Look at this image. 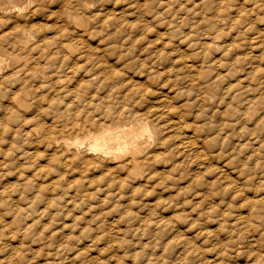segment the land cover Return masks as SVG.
Returning a JSON list of instances; mask_svg holds the SVG:
<instances>
[{
  "label": "rangeland",
  "instance_id": "374dc122",
  "mask_svg": "<svg viewBox=\"0 0 264 264\" xmlns=\"http://www.w3.org/2000/svg\"><path fill=\"white\" fill-rule=\"evenodd\" d=\"M80 8H82L83 10L82 9L80 10ZM105 12L106 14L107 12L109 14L106 16V14H104ZM0 13L2 14V15L0 14V19H1L0 20V42H1L0 43V83L4 82V85L0 84L1 85L0 102L2 101L0 103V109L2 108L1 109L2 111H0L1 113L0 130L3 131L4 129L3 131L4 133L0 131V193L2 192L3 194V195L0 194L1 197L0 199L4 200V201L0 200L2 202V203L0 202L1 205L0 206V239H2L0 240V264H264V215H263L264 214V151H262L264 149V124H263L264 123L263 121L264 120V0H173V1L172 0H154V1L153 0H0ZM85 13H88L89 17L90 16L92 17L94 14L97 13L98 14L101 13L102 15L97 17L96 19L92 17V22L90 23L89 21H86L88 20L87 18L89 17L86 18ZM110 14L112 18L110 17ZM69 16L71 17L77 16L76 18L80 20L74 21L73 19H69ZM109 17L112 26L109 23L110 22L108 20ZM64 18L65 21L68 20L67 22L70 24V27H68L69 25L68 23H64L63 21ZM84 20L86 22H84ZM21 21H25V22H21ZM96 21L97 23L98 21L100 22L99 23L101 24L99 25V27L101 26L100 28L96 27L98 25L96 24ZM24 23L26 24L25 25L26 27L23 26ZM115 23H116V27L117 25L119 27L117 28L114 27ZM141 23L143 24V26L141 25ZM77 24H82V27L78 26ZM93 25L95 26V28ZM64 26L67 27L64 28ZM121 26L125 28H122ZM129 26L131 31H129ZM18 27H20L21 29L23 28L27 31L30 30L31 32L29 33L33 35L32 38L29 40V43L27 44L28 45L27 48H23L24 50L20 48L22 51L19 49L18 46L16 45L15 47L12 46L13 45L12 42L15 44L19 38V37L16 38V33H15ZM102 27L105 30L104 31L102 29L103 30L102 32L106 33L107 31V34L104 33L107 36L108 34L113 35L111 33H116L117 31H119L116 34L119 35L122 34L123 36H125L127 32L131 33V35L142 34L144 37L146 35V37H148L146 39H150V40L151 38L156 39L157 37L159 38L162 37L161 38L162 42L161 40H159L158 42L161 43L160 44H158V42L156 43V46L158 47L157 50H160L162 53L165 54L166 57H170L171 59L175 57L174 60H172V63L169 62L170 61L169 58L166 59L164 58L165 67L171 64L170 68H172V72H171L172 75H169L168 78L169 80L167 79V77H164L165 80L163 81H161L162 78H160V80L159 79L157 80V78H153L152 81L151 76L147 80L141 78L140 86L142 87L144 83H146V86L142 87V89L145 90V92L143 91V94L146 95V97H143L144 96L143 95L141 99L139 98L137 100L134 98L132 99L129 98L128 99L129 101H127L126 104L128 105V107H130L129 109H131V112H135L136 109L139 108L137 106H141L140 109H138L136 113L133 114L136 115L138 114L140 115V117L148 116L149 118L146 117L147 119H145L144 117V119L148 120L150 124H155V123L157 124V122H162V124L164 123L165 125L166 123L164 121L168 117L166 118L162 116L160 118L158 117L160 113L158 114L156 112L157 111L163 112L162 111L163 109L164 111L165 110L168 111L167 108L170 107L169 109L171 110L177 108L178 106L179 109L177 108L174 111L179 112L180 120L184 122L182 125L184 129L180 128L179 130H181V132H179L177 129L167 131L168 133L170 132V134L166 132L167 136L171 135L173 137H176L177 134L176 132L179 133L177 134L179 135L177 136L178 139L177 137L176 139H174L173 137L169 136V139L170 140L172 139V141H169L168 144L170 145L167 146L171 147L172 150H173L172 147L175 146L173 150L174 152L166 146L167 148L165 149L163 148L162 150L165 154L167 153V155L164 156L165 154H163V152L161 153L162 156H164L162 157L164 160L163 163L158 162L157 164L156 162L157 165H155L152 164L155 162H151V164L147 162L145 163L148 164L145 165L146 167L144 166V164H142L140 170L135 172L136 174L130 177L131 179L128 180L129 182L128 181L126 182L127 184L125 183L126 186L128 187V191H123V189L127 190L126 189L127 187L125 185L124 186L126 188L123 187L121 188V190H115L114 188H110L111 190L110 191L109 188L107 189L106 183L114 181L112 177L116 175L113 174L111 170L108 169V167L106 168L105 164L95 163V165L84 167L83 162L88 159L87 145L75 150L76 155H73V159L76 158V161H74L73 164H71L69 167L67 164L65 165L66 157H72V156L66 153L62 147H49L47 146L46 143L44 145L43 141L41 140L43 139V134L42 131H40L41 129L38 127V124L41 121L39 119H42L41 123H44L47 129L48 128L52 129L53 127L56 134L60 135V131L62 130V127L66 126L67 129L64 130L67 131L68 133L69 132L68 130H70V127L68 125L71 124V121L74 122L75 120L77 124L79 123L78 128H80L82 125L83 126L81 128L85 127L84 130H80L82 134L81 133L78 134L77 132L76 133L74 132L73 135L71 134L68 135L71 138H75L76 136L84 137V135H86L85 130L86 131L93 130L94 132L96 130L98 131L100 127L102 128L106 126L119 125L121 122H123L122 121L123 117L121 115L120 116L117 115L119 113V107L121 104H116L119 100L117 99L118 95L114 94L115 96H113V94H111L110 96H107L108 90L105 89L106 88L108 89V87H106V85L104 84L101 85L99 84V82H97L98 81L97 79L96 80L93 79L91 83H87V84L85 83L86 84L84 88L85 91L80 90L79 92L76 93L78 96L73 92L72 93L70 92L71 94L67 93V90L70 91L71 87L72 89L74 88L75 83L61 85L60 87L56 85H53L52 87H48L45 85L43 91H41L42 93H40V95L43 96L42 107L45 110V112H43L42 114H39L37 111H34L35 110L34 106L31 107L32 105L30 103L32 102L31 100H33V95H30V97L20 96L22 102L26 105L23 108H19L17 106L14 107L10 103V98L17 95L15 94L14 91L16 90V87L19 85V83H15L11 81L9 83L7 80L8 79L7 75L9 73L6 74V72H11L10 75L12 76L13 75L12 72H15L16 68L21 65L20 63L21 61L19 62L15 58L19 57L18 59H20L23 57L33 56L34 53H31V55L29 54L31 47L33 46L31 44H34L36 46H43L45 45L44 43H46V47L50 45L53 48H59L57 46H60V44L56 45L59 39L61 42L62 41L66 43L69 42L67 44L69 46L76 45L75 47H73V49H76V47L80 44L81 39L83 37L85 38L83 39L84 44L86 43L85 45L88 44L89 46H91L92 44L91 47L93 46L95 47V45L97 46V44L98 45L100 44L103 45L104 43H107L106 45L111 44L113 39L109 38L110 35L107 38L104 37L105 35L101 33ZM93 28L96 31L97 30L100 31L96 32L93 30ZM120 28L122 29L121 31L119 30ZM144 28H147L146 33H145L146 29ZM125 29H127L128 31H125ZM135 29H141L143 32L140 31L139 33V30H135ZM63 30L70 32L68 38L64 37L66 33L64 34V32H62ZM88 30H90L91 32H89ZM86 32H89L90 35L91 34L92 35L90 36L88 34L89 35L88 37V35H86ZM99 33H101L103 36H101V34ZM4 34L7 36V38ZM75 34L82 38L80 39L76 38L77 36ZM59 35L62 37H60ZM70 36L74 37L77 42L75 40H72L74 38ZM207 36L210 38H208ZM1 38H4V40ZM88 38H91V40H89ZM100 38H102V40ZM167 38L169 40L171 39V41L167 40ZM189 38L191 40L194 39L196 41L194 40L191 41L189 40ZM213 38L215 40H213ZM55 39H57V41ZM202 39L205 41H202V45H201L200 44L201 41L199 42L197 40H202ZM92 40L93 41L95 40L94 43ZM98 41H106V42L96 43ZM38 42L41 43L39 44ZM71 42L72 44H70ZM163 42L165 44H163ZM177 42L179 43V45L175 47L174 45L175 44L177 45L178 44ZM191 42H194L193 43L194 46L192 45ZM203 42L205 44H203ZM166 43L168 44L167 46ZM216 43H219L220 45ZM161 44H163L164 46H162ZM171 44L173 46H171L170 49H168V47ZM187 44L189 45L191 44L190 47ZM195 44H197V47ZM106 45L104 44V47ZM156 46L154 45L153 48L154 50H156ZM224 46H227L228 48L226 49ZM4 47L6 48L8 47V48L5 49ZM165 47L167 48L166 50H164ZM178 48L179 49L182 48V49L179 50ZM26 49H29L27 50L28 52L26 51ZM174 49H178V50H176L175 52ZM222 49L223 51H221ZM228 49H231L230 50L231 52ZM219 52H223V53H219ZM109 53L110 56L112 57L108 56ZM167 53H170L168 54L169 56L167 55ZM174 53L176 54V56H174L175 55ZM45 54H47V52ZM107 54L108 55L104 54L106 55V58H108L109 60L112 59L113 61L116 60L117 56L115 57V55L117 54L114 55L113 51H108ZM182 54H184V56H182ZM195 54L197 57L194 56ZM222 54H224L225 56H222ZM54 56L53 57L56 60H60L63 57L62 53L55 54ZM178 56L182 57L181 61H179L180 57ZM236 56L238 58H236ZM67 57H69L68 58L69 60L71 57H72L71 59H73L75 55H67ZM220 57H222L223 59ZM37 58L35 59L36 61L38 60L44 62L45 60L43 58H40L41 60ZM177 58L178 61L176 60ZM184 58L186 60L188 59L189 62L187 63ZM198 59H200L199 61L202 62H198L197 61ZM232 60L236 62L234 63ZM237 60H241V61L238 62ZM223 62L225 63L223 64ZM183 63H186L185 65L188 67V69H186L185 65H182ZM180 64L181 66H179ZM191 64L193 67L191 66ZM230 64L232 66L234 65L236 66L235 67L229 66ZM173 65L177 67L176 70ZM201 65H203V67H201ZM219 65L221 66L219 67ZM237 65H240V67H238ZM130 66L132 67V69H134L133 65ZM171 66H173L174 68ZM189 66H191L192 69ZM179 68L181 71H183L184 69L186 70H184V73L182 72V74H180L177 73V70L178 72H180ZM163 69L164 68L162 67L160 68L161 71ZM193 70H195L194 72L196 73H194ZM223 70L224 72H222ZM190 71L192 72L190 73ZM218 72H219V76H216L218 75ZM230 72L231 74L229 75ZM19 73H17L18 76L16 78H19L22 72ZM175 74L176 75L179 74L180 76L177 75L178 77L176 76L177 79H175L174 78ZM3 75L4 76L6 75V77H3ZM10 75L8 76L11 77ZM192 75H194V77ZM205 75L206 77H204ZM228 75L233 77L234 79L229 77ZM184 76L186 77L185 78L186 80L184 79L179 80L180 77L184 78ZM194 78L196 79L195 81H193ZM216 79L217 81H219L218 83L215 82ZM169 81L171 82L169 83ZM182 81H184V83H182ZM239 81L240 84L238 83ZM149 82L150 83L153 82V85L148 84ZM163 82L166 83L161 85ZM180 82L183 84L184 87L187 86L185 88L186 90L183 89V87H181L182 84ZM194 82H195L194 85H196L197 83L198 88L192 85V83ZM95 83L99 85H96ZM178 83L179 86L181 85L180 87H178L177 85ZM189 83L191 84V86ZM200 84L203 87L208 85L209 90L207 88H206L207 91L204 90L205 87L204 89H202ZM231 84L232 87H230ZM2 85H3V89H2ZM147 85L149 86L148 89L156 90L155 93L154 91L151 90L148 91L152 96L147 92L146 89ZM170 85L172 86L174 85L175 88L174 86L172 87ZM209 85H213V86H209ZM4 86H6V88ZM160 86L161 89H159ZM189 86L190 87L194 86L195 89L194 87L192 88L193 92L195 93L197 92L196 94L202 97L199 96L197 97L196 94L190 92L188 90V88H190ZM94 87L97 88V90L92 91ZM166 87L168 88V90L166 89ZM163 88L164 90L166 89L168 93H166L167 91H163L162 90ZM231 88L232 90H230ZM7 89L10 92H6L8 91ZM62 89L65 90L66 92L65 91L63 92ZM182 89L185 90V92H189V93H184ZM86 90L88 92H92V94L86 92ZM171 90L174 91V93ZM227 91L230 94L227 95L226 94ZM100 92L106 94L104 95L98 94ZM203 92H205L208 97L211 96L210 97L211 99L210 100L206 99L208 97L205 96V93ZM172 93L173 95L176 94L173 100L171 99L173 97L171 96ZM199 93H201V95ZM12 94L14 96H11ZM66 94L67 96L68 94H70L72 98L69 97L70 95L66 98L65 97L63 98L62 96H66ZM96 94L100 95V97L97 96ZM148 95L150 97H148ZM226 95L227 97L225 99ZM229 95H231L230 98ZM5 96H7L8 98ZM162 96L165 98L169 97L166 99V101L168 102L164 103L163 105L161 103L162 101L160 100ZM81 97L82 99H84L83 101L80 100ZM221 97L222 99L224 98L225 103H223ZM76 98L79 99L76 100ZM95 98L96 100H94ZM115 98L117 99V101L115 100ZM148 98H151V100ZM201 98H203V100ZM45 99L46 100L50 99V101L48 100L49 104L47 103L48 101L47 102L44 101ZM90 99L93 100L94 103H92ZM104 99H106L105 102L109 101V99L110 100L112 99L111 102H113L114 104L113 103L111 104V102L109 101V103H104L103 105ZM152 99L154 100L153 103L150 102L153 101ZM197 99L198 101H196ZM138 100H140V103L137 104L136 102H139ZM205 100L207 101L209 100L210 104L209 103L206 104ZM81 101L83 104L81 103ZM100 101L102 102L100 103ZM147 101H149L150 105L152 106H150ZM221 101L222 103H220ZM227 101H229L230 103H228ZM72 102H74L75 105H73ZM133 102H135L134 105ZM129 103L131 105H129ZM159 103L162 107L157 106ZM167 103L169 104V106ZM214 103L216 105H214ZM47 105L51 106V108L54 110L52 109L50 110L49 107L47 108ZM113 105H115L118 109ZM2 106H4L5 108ZM100 106H102L103 108ZM109 106H112V108ZM132 106H134L135 108ZM153 106L158 109V110L153 109L155 113L153 111L150 112L147 111L152 109ZM159 107L161 108V110L159 109ZM101 108L102 110H100ZM3 109H6V111H8V114L6 112L5 117L11 118V116L13 115L12 116V118H14L12 119L13 121L7 120L8 118L4 119L3 117L4 115H2V112L4 111ZM47 109L49 111H46ZM132 109L133 110L135 109V111H132ZM234 109L238 111L240 109V113L238 112L239 113L238 114L237 111H233ZM94 110H97V112ZM54 111L58 113L57 117ZM21 112H25V114L23 113L22 115H20ZM33 112L35 113L33 114ZM80 112L82 113L80 114ZM86 112L88 113L90 112L89 113L90 115ZM139 112L142 113V115ZM151 112H153V114H151ZM258 112L260 113L257 114ZM3 113L5 114V112ZM46 113L51 115H46ZM84 113H86V115ZM77 114H79V116ZM93 115H95V117ZM111 115L115 118H113ZM20 116H22V119L27 118L25 120L26 122L21 118H18ZM42 117H45L46 119ZM63 117L65 118V123ZM110 117L112 119H109ZM181 117L184 119L182 120ZM259 118H261V120H259ZM29 119H31L33 122H31V120ZM47 119L49 120L47 121ZM101 119H103L104 121ZM53 120H56L57 122H54L52 124L50 123L49 125V122H53ZM152 120H154L155 123H153ZM95 121L98 123H96ZM115 121L119 123L115 124ZM229 121L230 122L233 121L235 125L234 124L231 125L232 122L230 123ZM8 122H12L13 124L9 123L8 125ZM67 122L69 124H66ZM185 122H187V124ZM223 122L224 124L221 125V123ZM99 123L102 125H100ZM97 124L99 125L94 126ZM238 124L239 126L236 127V125ZM258 124L261 125L257 126ZM87 125H89L90 127H88ZM229 125L231 127H228ZM4 126L7 129H10V131L8 130L6 131ZM35 127H37V129ZM257 127H260L262 129ZM200 128L203 129L202 131H204V135H202ZM33 129H36V131H33ZM37 131L40 132L38 133ZM219 131H221V133H219ZM171 133H173L174 135ZM217 135L219 136L221 135V136L219 137ZM259 136L262 138H260ZM188 137H192L191 140H193L194 144L192 142L193 145L191 146L193 147L190 146L187 149L188 150L187 151V150H183L182 145L179 144L182 141H185ZM40 141L42 142L43 145L41 144ZM206 141L208 143H205ZM171 142H174V144H172ZM255 142H257V144ZM261 144L263 145V147H261L262 146ZM207 145L208 146L210 145V147H208ZM209 149L211 150L208 151ZM56 151L57 154L55 153ZM145 151H146L145 153L148 152L147 150ZM182 151L184 152V154L183 153L181 154ZM185 151H187V153H185ZM168 152H171V154ZM188 154L191 156H189ZM204 156L205 157L208 156L206 157L207 158L206 160ZM196 157L198 160L196 159ZM213 157L215 158L213 159ZM199 159L202 162L204 161L203 163H201L204 165H200L199 162L201 161ZM209 159H211L212 161ZM168 160L170 161V163ZM37 163H39V165H37ZM170 164H173L174 166ZM40 166L42 169H40ZM43 166L47 167L48 170ZM165 166L167 168H165ZM96 167H98L97 168L98 170L96 169ZM171 167H175V168H171ZM238 167L240 169H238ZM43 169H45L47 172ZM23 170L25 171V174L28 177L25 178L23 177V175H25ZM30 170L33 171L31 172ZM223 170L226 171L225 172L226 175L223 173L224 172ZM154 171L155 172L157 171L158 173L157 172L155 173ZM70 172H72L73 174ZM143 172H145L146 174H144ZM162 172H164L165 174ZM35 173H38L39 176H42L43 179H40L41 177L40 178L35 177L37 178L35 180L33 178L34 176H32ZM45 173L48 174L49 176L47 177ZM111 173L113 174L112 176ZM156 174H158V176ZM163 175H167L169 176V178L168 177L166 178V176ZM219 175H222V177ZM19 176L22 177L23 179L19 178ZM108 176L111 178H109ZM162 176L164 178L162 180L159 179V177ZM91 177H93L95 180ZM100 177L102 179L103 177L106 179L101 181L102 179H100ZM146 177H150V178H146ZM26 178L28 179L33 178L34 182L30 185L29 183L26 184L27 182V180H25ZM89 178H91V181ZM145 178L148 182H152L153 185L150 186L151 184L148 183L145 180ZM167 179H170L172 181ZM17 180H19L20 183L17 182ZM40 180L41 183L39 182ZM138 180L139 182H137ZM45 181H47V183ZM54 181L55 183H53ZM132 181L134 182L132 183ZM155 181L158 185H155L156 184ZM160 181H162L161 185H164L162 186V188L164 187L162 189L163 191H161V185L159 184L161 183ZM81 182L86 185V186L83 185V187H85L84 188L85 190H83ZM100 182L101 183L105 182V183H102L101 185ZM164 182H166V184H164ZM139 183L141 184L143 183V185ZM19 184H21V186ZM24 184L28 185L27 188L22 187L24 186ZM176 184L178 185L176 186ZM15 185H18L20 188L17 186L18 188L14 189L13 186ZM36 185L40 187L43 186L46 187L49 185V188H51L52 190L50 191V189L47 187L44 190L45 187H43L41 193L38 195V193L34 191L35 189L34 186ZM52 186L53 187L55 186V188H52ZM64 188L65 190H63ZM98 188H100V191L98 190ZM140 188L141 190L138 192V189ZM19 189L22 190L17 191ZM77 189L80 190L82 189V190L80 191ZM135 189L136 192H134ZM3 190L4 191L8 190V191L4 192ZM23 190H26V192H24ZM31 190L33 192H31ZM79 192L82 193L79 194ZM116 192L118 193L117 194L118 196H114V195L111 196V194L113 193L116 194ZM20 193L22 194V196H20L21 195ZM23 193H27V194H23ZM32 193H35L33 194L34 196L38 195L37 197L39 199L33 197V195H32L33 199H31L29 196H31ZM93 193H95V195ZM104 193L105 195H101ZM82 194L83 195L86 194V197L87 196L88 197L85 198L83 196H80ZM11 195L13 196L11 197ZM8 197L9 199H6ZM20 197H23V199H21ZM99 199H101L102 201L101 200L99 201ZM11 200L14 201L15 206L13 203H11L12 202ZM29 201L31 203L37 202L38 204L32 205L31 203H28ZM131 201L135 202V204L132 203ZM27 203L29 205L31 204L34 207V208L32 207L33 211L31 209V206H29ZM110 203L112 205H110ZM9 205H11L12 209L9 207ZM19 205L22 206L23 208L28 207L27 208L28 211L26 212L25 211L26 209H22V211L20 210L18 212L17 210L19 209L18 208ZM23 205H28V206H23ZM192 205H195V207ZM14 207L18 209L16 210L14 209L15 211H13ZM97 207H99L98 210ZM21 212L28 214H20ZM261 215H263V218L261 217ZM258 216H260L261 218L260 217L258 218ZM242 218H244L245 220ZM256 218H258V220ZM15 219L21 220V222L20 221L17 222ZM15 221L18 226L16 225V223H15L16 226L13 225L14 223L12 222ZM32 225H34V227H32ZM24 228L26 230V233H24L23 231ZM30 228L32 230H30ZM14 230L15 232H12ZM12 237L15 239L14 240L11 239ZM20 238L23 240V244H24L23 246L18 242V241L22 242ZM31 239L32 241L33 240L34 241L32 242ZM9 240L13 242H10ZM16 245L19 246L21 245V246L19 247ZM12 247H17V248L15 249Z\"/></svg>",
  "mask_w": 264,
  "mask_h": 264
},
{
  "label": "bare ground",
  "instance_id": "6f19581e",
  "mask_svg": "<svg viewBox=\"0 0 264 264\" xmlns=\"http://www.w3.org/2000/svg\"><path fill=\"white\" fill-rule=\"evenodd\" d=\"M154 1V0H153ZM173 1V0H172ZM177 2V1H176ZM87 3V2H86ZM173 4H175V3H173ZM81 5V4H80ZM86 7H87V5H86ZM78 9V8H77ZM82 8H80V10H81ZM32 10V9H31ZM83 10V9H82ZM101 10H103V9H101ZM100 10V11H101ZM180 10V9H179ZM15 11H17V10H15ZM95 11V10H94ZM111 11V10H110ZM113 11V10H112ZM85 12V11H84ZM93 12V11H92ZM91 12V13H92ZM109 12V11H108ZM107 12V14H106V12L104 13V14H106V16L109 14ZM16 13V12H15ZM1 14V13H0ZM86 14V18L87 17H89L88 16V13H85ZM102 14H103V12H102ZM101 13H97V14H94L92 17L94 18V19H96L97 17H99V16H101L102 15ZM112 14V13H111ZM111 14H110V17L112 18V16H111ZM115 14V13H114ZM2 15V14H1ZM67 15H69V14H67ZM66 15V16H67ZM89 15H91V14H89ZM113 15V14H112ZM21 16H23V15H21ZM116 16V15H115ZM10 17V16H9ZM77 17V16H76ZM76 17H71V16H69V19H73L74 21H78V20H80V19H78V18H76ZM92 17L90 16L89 18H87L88 20H86V21H89L90 23L92 22ZM110 17L108 18V20L110 21ZM120 17V16H119ZM85 18V17H84ZM1 20V19H0ZM3 20V19H2ZM101 20V19H100ZM105 20H107V19H105ZM114 20V19H113ZM113 20H112V22H113ZM116 20V19H115ZM64 23H68L67 21H65V18H64ZM85 20H84V22H86ZM94 21V20H93ZM123 21V20H122ZM3 22V21H2ZM21 22H25V21H21ZM27 22V21H26ZM101 22H103V21H101ZM105 22V21H104ZM125 22V21H124ZM145 22V21H144ZM19 23V22H18ZM80 23V22H79ZM100 22L98 21V23H97V21H96V24H98L96 27H99V25H101V24H99ZM108 23V22H107ZM110 24H111V21L109 22ZM123 23V22H122ZM132 23V22H131ZM21 24V23H20ZM23 24V23H22ZM69 24V23H68ZM67 24V25H68ZM89 24V23H88ZM126 24V23H125ZM128 24H130V23H128ZM26 24L24 23V27H26L25 26ZM29 25V24H28ZM78 26H80V27H82V24H77ZM92 25V24H91ZM107 25V24H106ZM115 25V26H114ZM113 26L114 27H116V23L114 24ZM123 25V24H122ZM141 25L143 26V24L141 23ZM22 26V27H23ZM94 26V25H93ZM111 26H112V24H111ZM131 26H132V24H131ZM4 27V26H3ZM35 27V26H34ZM67 27V26H66ZM65 26H64V28H66ZM68 27H70V24L68 25ZM89 27H91V26H89ZM101 27V26H100ZM99 27V28H100ZM117 27H119L118 25H117ZM116 27V28H117ZM122 27V26H121ZM127 27V26H126ZM140 27V26H139ZM14 28H16V27H14ZM13 28V29H14ZM20 27H18V29H17V31L15 32L16 33V38H18V40H17V42L14 44L13 42H12V46L13 47H15V45L16 46H18L19 47V49L20 48H27V44L29 43V40L32 38V34L31 33H29V32H31L30 30L29 31H27V30H25V29H19ZM75 28V27H74ZM94 28H95V26H94ZM94 28H93V30H94ZM122 28H125V27H122ZM142 28V27H141ZM30 29V28H29ZM39 29V28H38ZM60 29V28H59ZM72 29V28H71ZM71 29H68V30H71ZM76 29V28H75ZM103 27L101 28V33L102 34H104L105 32H102L103 30ZM144 29H146L145 30V33L147 32V28H144ZM79 30V29H78ZM91 30V29H90ZM90 30H88L89 32H91ZM117 30V29H116ZM120 31L122 30L121 28L119 29ZM135 30H139V33H140V31H142L141 29H135ZM82 31V30H81ZM80 31V32H81ZM94 31H96V30H94ZM97 31H100V30H97ZM96 31V32H97ZM105 31V30H104ZM125 31H128L127 29H125ZM129 31H131L130 30V26H129ZM62 32H64V34H65V36L64 37H69V34H70V32H67V31H62ZM89 32H86V35H90V33ZM109 32V31H108ZM114 32V31H113ZM117 32H119V31H117ZM116 32V33H117ZM132 32H134V31H132ZM143 32V31H142ZM10 33V32H9ZM14 33V34H15ZM67 33H68V36H67ZM73 33H75V32H73ZM77 33V32H76ZM83 33V32H82ZM93 33V32H92ZM101 33H99V34H101ZM116 33H111V34H113V35H110V34H108V36L107 35H105V34H107V31H106V33L104 34L105 36L104 37H109V35H110V37L109 38H112L113 39V41L111 42V44H108V45H106L107 43H104V42H106V41H98V42H96V43H99V42H102V43H104L106 46L104 47V44L102 45V44H100V45H98L97 44V46L95 45V47L93 46V47H91L92 46V44H91V46H89L88 44L87 45H85L84 44V42H83V39H85L84 37L82 38V37H79V36H77L76 34V38H82L81 39V42H80V44L76 47V49H73V47H75L76 45H74V46H69V45H67L68 43H66V42H64V41H60L59 39H58V41H59V43H58V41H57V39H55L56 41H57V43L56 42H54V43H56V45H58V44H60V46H57V47H59V48H53V47H51L50 45L49 46H47L46 47V43H44L45 45H43V46H36V45H34V44H31V45H33L32 47H31V49H30V52H29V54L31 55V53H34L33 54V56H31V57H23V58H20V59H18V58H15L17 61H21L20 63H21V65L19 66V67H17L16 68V70H15V72H12L13 73V75L11 76L10 75V73L11 72H6V74L7 73H9L8 75H10L11 77H9L8 75H7V80H8V82L10 83V81L11 82H15V83H19V85L16 87V90L14 91L15 92V94H17L16 96H14L13 94L11 95V96H14V97H11L10 98V103H11V105L12 106H17V107H19V108H23L24 106H26L23 102H22V100H21V97L20 96H26V97H30V95H33V100H31L30 102V104L32 105L31 107H35V110L34 111H37L39 114H42L43 112H45V110L43 109V107H42V102H43V96L42 95H40V93H42L41 91H43V88L45 87V85L46 86H48V87H52L53 85H56V86H61V85H66V84H69V83H75V85H74V88L72 89V87H71V89H70V91H68L67 90V93H77V92H79L80 90L82 91H85V85L87 84V83H91L92 81H93V79H97L98 81L97 82H99V84H104V85H106V87H108V89L106 88L105 90H108V95L107 96H110L111 94H113V96H115V95H118L117 96V99H119L118 100V102L116 103V104H121L120 105V107H119V113L117 114V115H121L122 117H123V119H125V120H123L122 119V121L123 122H121L119 125H116V126H106V125H104V126H106V127H100L99 128V130L97 131H94L93 132V130L92 131H90V130H85V132H86V135H84V137H78V136H76L75 138H71L70 136H68L69 134H71V135H73V133L75 132H77L78 134H80L81 133V131L80 130H84L85 129V127H83V128H78V125H79V123L77 124V122L74 120V122H72L71 121V124L70 125H68L69 127H70V130H68L69 132L67 133V131H65L64 129H67L66 128V126L64 127H62V130L60 131V135H57L56 134V132L54 131V129H53V127H52V129L51 128H46V126L44 125V123H41L42 122V119H39V120H41L40 121V123L38 124V127L41 129L40 131H42V134H43V139L45 140V142H44V140L43 139H41L42 141H43V143H44V145H45V143L47 144V146H49V147H62L63 149H64V151L66 152V153H68L70 156H72V157H66V159H65V165L67 164L68 165V167L71 165V164H73L74 163V161H76V158L75 159H73V155H76V149H78V148H80V147H84L85 145H87V156H88V159L87 160H85L84 162H83V165H84V167H88V166H90V165H95V163H103V164H105L106 165V168L108 167V169L109 170H111V172L113 173V174H115L116 176H113L112 178H113V180L114 181H112V182H109V183H106V187H107V189L109 188V190H110V188H114L115 190H121V188H123V187H125L126 186V182L129 180V179H131L130 177H132L133 175H135L136 173L135 172H137L138 170H140V168H141V166H142V164H144V166L145 165H148V164H145V163H147V162H149V164H151V162H155V163H152V164H155V165H157L158 164V162H164V160H163V158L162 157H164V156H166L167 155V153L165 154L164 152H163V148L165 149V148H169V149H171V147H169V146H167V145H170V144H168L169 143V141H172V139L170 140L169 139V136H171V135H169V136H167V134H166V132L167 131H169V130H175V129H177L179 132H181V130H179L180 128H183L182 127V125H183V123L184 122H182L181 120H180V115H179V112L178 111H174L175 109H177L178 108V106H177V108H175V109H169V108H167L168 109V111L167 110H165L164 111V109L162 110L163 112H159V111H157L156 113H160V115L158 116V117H168L164 122L166 123V125L163 123L162 124V122H157V124L154 122V120H152L153 121V123H155V124H150L149 123V121L148 120H145V119H147L146 117H148V116H144L145 117V119H144V117H140V115H136V114H133V113H136V111L138 110V109H140V107L141 106H137V107H139L138 109H136V111H135V109L133 110L132 109V111H135V112H131V109H129L130 107H128V105L126 104L127 103V101H129L128 99L129 98H134V99H141V97L144 95L143 94V91L145 92V90L144 89H142V87L143 86H146V83H144V85L141 87L140 85V80H141V78H144V79H148V78H150V76L152 77V81H153V78H157V80L159 79L160 80V78H162V80L161 81H163V80H165L164 79V77H167V79L169 78V75H172L171 74V72H172V68H170V65H168L167 67H165V63H164V58L166 59V58H169L170 59V61L169 62H171L172 63V60H174V56H176V54L174 55V56H172V57H174L173 59H171L170 57H166L165 56V54L164 53H162L160 50H157L158 49V47L156 46V43L159 41V40H161V42H162V37L161 38H159V37H157L156 39H152L151 38V40L150 39H146V38H148V37H146V35H145V37L142 35V34H135V33H132V34H135V35H131V33H128L127 32V34L125 35V36H123L122 34H116ZM121 33V32H120ZM123 33V32H122ZM151 33V32H150ZM3 34V33H2ZM85 34V33H84ZM101 34V36H103ZM191 34V33H190ZM5 35V34H4ZM4 35H2V36H4ZM7 35H8V33H7ZM9 35H11V34H9ZM13 35V34H12ZM61 35V34H60ZM59 35V36H60ZM71 35H73V34H71ZM86 35H83V36H86ZM89 35H88V37H89ZM92 35V34H91ZM90 35V36H91ZM117 35H119V36H117ZM192 35V34H191ZM191 35H189V36H191ZM6 36V35H5ZM112 36V37H111ZM188 36V37H189ZM57 37V36H56ZM60 37H62V36H60ZM63 37V38H64ZM70 37H72V36H70ZM208 37V36H207ZM207 37H206V39H207ZM6 38H7V36H6ZM12 38V37H11ZM14 38V37H13ZM41 38V37H40ZM72 38H74V37H72ZM103 38V37H102ZM102 38H100L101 40H102ZM105 38V39H106ZM108 38V39H109ZM192 38V37H191ZM208 38H210V37H208ZM1 39H3L4 40V38H1ZM66 39V38H65ZM64 39V40H65ZM89 40H91V38H88ZM88 39H87V41H88ZM100 39H98V40H100ZM178 39V38H177ZM205 39V38H204ZM2 40V41H3ZM7 40V39H6ZM43 40V39H42ZM61 40H62V38H61ZM72 40H75L76 41V39L74 38V39H72ZM111 40V39H110ZM154 40V41H153ZM167 40H169L168 38H167ZM189 40H191L190 38H189ZM194 39H192L191 41H193ZM213 40H215L214 38H213ZM212 40V41H213ZM52 41V40H51ZM67 41V40H66ZM80 41V40H79ZM93 41V40H92ZM95 41V40H94ZM94 41H93V43H94ZM156 41V42H155ZM164 41H166V40H164ZM169 41H171V39L169 40ZM182 41V40H181ZM184 41V40H183ZM194 41H196V40H194ZM197 41H201V45H202V41H205V40H197ZM207 41V40H206ZM209 41V40H208ZM5 42V41H4ZM77 42V41H76ZM91 42V41H90ZM89 42V43H90ZM160 42V43H161ZM173 42V41H172ZM175 42V41H174ZM187 42V41H186ZM211 42V41H210ZM1 43V42H0ZM37 43V42H36ZM39 44L41 43V42H38ZM159 42H158V44H160ZM176 43V42H175ZM178 43V42H177ZM192 43V45L194 46V42H191ZM39 44H37V45H39ZM53 44V43H52ZM70 44H72V42L70 43ZM77 44V43H76ZM163 44H165L164 42H163ZM163 44H161L162 46H164ZM181 44H182V42H181ZM184 44V43H183ZM203 44H205L204 42H203ZM216 44H219V43H216ZM10 45V44H9ZM30 45V46H31ZM154 45L156 46V50H154L153 48H154ZM168 44L166 43V46H167ZM179 45V43L176 45H174L175 47L176 46H178ZM185 45V44H184ZM187 45H189V44H187ZM191 45V44H190ZM190 45H189V47H190ZM196 45V47H197V44H195ZM220 45V44H219ZM171 46H173L172 44L168 47V49H170V47ZM193 46H191V47H193ZM204 46V45H203ZM214 46H215V44H214ZM1 47H2V45H1ZM223 47V46H222ZM226 49L228 48L227 46H224ZM5 49H7L6 47H4ZM174 48V47H173ZM195 48V47H194ZM202 48V47H201ZM100 49H102V50H100ZM167 48L165 47V49L164 50H166ZM179 49V48H178ZM178 49H174V51L176 52V50H178ZM182 49V48H181ZM181 49H179V50H181ZM221 49V48H220ZM9 50V49H8ZM21 50V49H20ZM24 50V49H23ZM27 50H29V49H26V51ZM59 50V51H58ZM163 50V49H162ZM172 50V49H171ZM229 51L231 50V49H228ZM233 50V49H232ZM234 50H235V48H234ZM5 51V50H4ZM19 51V50H18ZM22 51V50H21ZM108 51H113L114 52V55L115 54H117V55H115V57H116V60H112V59H108V58H106V55H108L107 54V52ZM185 51V50H184ZM221 51H223V49L221 50ZM20 52V51H19ZM28 52V51H27ZM26 52V53H27ZM47 52V54H45ZM164 52V51H163ZM165 52H167V51H165ZM180 52V51H179ZM216 52H218V51H216ZM225 52V51H224ZM231 52V51H230ZM238 52V51H237ZM62 53V58L60 59V60H56L54 57V55L55 54H61ZM111 53V52H110ZM110 53H109V57H112V56H110ZM171 53V52H170ZM170 53H167V55L168 54H170ZM219 53H223V52H219ZM239 53H240V50H239ZM7 54H9V53H7ZM22 54V53H21ZM104 54H106V55H104ZM179 54V53H178ZM189 54V53H188ZM226 54V53H225ZM24 55V54H23ZM44 55H45V57H44ZM67 55H75V57H73V59H69L68 60V58L69 57H67ZM173 55V54H172ZM227 55V54H226ZM237 55V54H236ZM10 56H12V55H10ZM14 56V55H13ZM27 56V55H26ZM54 56V57H53ZM60 56V55H59ZM169 56V55H168ZM171 56V55H170ZM182 56H184V54H182ZM187 56V55H186ZM194 56H196V54L194 55ZM207 56V55H206ZM222 56H225L224 54H222ZM16 57V56H15ZM37 57H39V58H37ZM178 57H180V56H178ZM197 57V56H196ZM235 57V56H234ZM233 57V58H234ZM40 59V58H43V59H45L44 60V62H42V61H36L35 59ZM181 58L182 57H180V60L179 61H181ZM199 58V57H198ZM220 58H222V57H220ZM219 58V59H220ZM236 58H238L237 56H236ZM14 59V60H15ZM34 59V60H33ZM169 59H167V60H169ZM185 59V58H184ZM191 59V58H190ZM189 59V60H190ZM223 59V58H222ZM41 60V59H40ZM177 61H178V58L176 59ZM200 59H198L197 61L198 62H202V61H199ZM234 60V59H233ZM232 60V61H233ZM185 61L188 63L189 61H188V59L186 60L185 59ZM191 61V60H190ZM221 61V60H220ZM219 61V62H220ZM226 61V60H225ZM238 62L239 61H241V60H237ZM165 62H167V61H165ZM182 62H184V61H182ZM192 62V61H191ZM227 62V61H226ZM234 62V61H233ZM236 62V61H235ZM234 62V63H235ZM173 63H175V62H173ZM218 63V62H217ZM225 62H223V64H224ZM177 64H178V62H177ZM186 63H183L182 65H185ZM193 64V63H192ZM192 64H191V66H192ZM194 64H196V63H194ZM220 64H222V63H220ZM130 65H133V68L134 69H132V67L130 66ZM134 65H135V67H134ZM190 65V64H189ZM200 65V64H199ZM227 65V64H226ZM225 65V66H226ZM162 68H164L162 71L160 70V68L161 67ZM174 66V65H173ZM173 66H171V67H173ZM179 66H181V64L179 65ZM178 66V67H179ZM186 66V65H185ZM191 66H189L190 68H191ZM221 65H219V67H220ZM229 66H232L231 64L229 65ZM229 66H227V67H229ZM236 65H234V66H232V67H235ZM238 67H240V65H237ZM160 67V68H159ZM175 67V66H174ZM173 67V68H174ZM193 67V66H192ZM196 67V66H195ZM201 67H203V65H201ZM136 68V69H135ZM176 68L177 67H175V70H176ZM181 68H183V67H181ZM218 68V67H217ZM186 69H188V67L186 66ZM186 69H184V70H186ZM192 69V68H191ZM194 69V68H193ZM200 69V68H199ZM204 69V68H203ZM226 69H228V68H226ZM242 69V68H241ZM179 70H180V68H179ZM184 70L183 71H181L180 70V72H178V70H177V73H180V74H182V72L184 73ZM195 70H198V69H195ZM195 70H193V72L195 71ZM218 70V69H217ZM19 72H22L21 73V75H20V77L19 78H16L18 75H17V73H19ZM188 72V71H187ZM192 71H190V73H191ZM203 72V71H202ZM217 72V71H216ZM222 72H224V70L222 71ZM229 72V71H228ZM228 72H226V73H228ZM233 72V71H232ZM237 72V71H236ZM170 73V74H169ZM173 73H175V72H173ZM186 73V72H185ZM194 73H196V72H194ZM238 73H240V72H238ZM238 73H236V74H238ZM20 74V73H19ZM188 74V73H187ZM197 74H198V72H197ZM199 74H201V73H199ZM231 74V72L229 73V75ZM177 75H179V74H177ZM176 74H175V76H174V78L175 79H177V76ZM189 75H191V74H189ZM195 75V74H194ZM194 75H192L193 77H194ZM208 75V74H207ZM210 75V74H209ZM213 75H214V72H213ZM225 75V74H224ZM223 75V76H224ZM228 75V76H229ZM177 76V77H176ZM180 76V75H179ZM216 76H219V72H218V75H216ZM216 76H214V77H216ZM234 76H235V73H234ZM3 77H6V75L4 76L3 75ZM3 77H2V79H3ZM204 77H206V75L204 76ZM213 77V76H212ZM229 77H231V76H229ZM186 77L184 76V78H179V80L180 79H184V80H186L185 79ZM195 78H197V77H195ZM194 78V80L193 81H195L196 79ZM199 78V77H198ZM202 78V77H201ZM226 78V77H225ZM231 78H233V77H231ZM87 79V80H86ZM143 79V80H144ZM189 79H191V78H189ZM189 79H187V80H189ZM204 79V78H203ZM234 79V78H233ZM5 80V79H4ZM77 80V81H76ZM169 80V79H168ZM206 80H207V78H206ZM171 81H172V79H171ZM171 81H169V83L171 82ZM175 81V80H174ZM190 81H192V80H190ZM1 82H2V80H1ZM37 82V83H36ZM151 82V81H150ZM148 83V84H152L153 85V82L152 83ZM158 82V81H157ZM157 82H156V85H157ZM213 82H214V79H213ZM215 82H219V81H217V79L215 80ZM86 83V84H85ZM143 83V82H142ZM159 83V82H158ZM166 83V82H165ZM164 82L161 84V85H163V84H165ZM173 83V82H172ZM181 83V82H180ZM182 83H184V81H182ZM181 83V84H182ZM229 83V82H228ZM239 84H240V81L238 82ZM0 84H3L4 85V82H2V83H0ZM96 84V83H95ZM99 84H96V85H99ZM174 84V83H173ZM190 84V83H189ZM195 84V82L194 83H192V85H194ZM208 84H210V83H208ZM212 84V83H211ZM226 84V83H225ZM3 85H2V89H3ZM95 85V86H96ZM178 85V87H180L179 86V83L177 84ZM201 85V84H200ZM219 85V84H218ZM55 86V87H56ZM94 86V85H93ZM170 86H172V85H170ZM174 86V85H173ZM172 86V87H173ZM190 86H191V84H190ZM189 86V87H190ZM195 87H197L198 88V86H197V83H196V85H194ZM194 86H192V87H190V88H188V90L190 91V92H193V90H192V88L194 87ZM209 86H213V85H209ZM215 86V85H214ZM217 86V85H216ZM5 88H6V86H4ZM47 87V88H48ZM148 85H147V92L149 91V90H151V89H148ZM151 87V86H150ZM165 87V86H164ZM167 87H169V86H167ZM166 87V89L168 90V88ZM171 87V88H172ZM181 87H183V89H185L186 87H184L183 86V84H182V86ZM195 87H194V89H195ZM201 87H202V89H204V87H205V89L204 90H206L207 91V89L209 90V88H208V85L207 86H202L201 85ZM230 87H232V84L230 85ZM0 88H1V85H0ZM170 88V89H171ZM174 88H175V86H174ZM200 88V87H199ZM207 88V89H206ZM212 88V87H211ZM1 89V90H2ZM49 89V88H48ZM51 89V88H50ZM53 89V88H52ZM58 89V88H57ZM56 89V90H57ZM103 89V88H102ZM159 89H161V86H160V88ZM164 90V88L162 89L163 91H167V90ZM182 89V90H183ZM223 89V88H222ZM227 89V88H226ZM8 90V89H7ZM63 90V89H62ZM88 90V89H87ZM86 90V92H88ZM95 90H97V88H93V90L92 91H95ZM104 90V89H103ZM186 90V89H185ZM185 90H183L184 91V93H189V92H185ZM192 90V91H191ZM230 90H232V88L230 89ZM229 90V91H230ZM45 91V90H44ZM50 91V90H49ZM53 91V90H52ZM59 91H61V90H59ZM65 90H63V92H64ZM151 91H154V93L156 92V90H151ZM150 91V92H151ZM172 91V90H171ZM175 91H177V90H175ZM179 91V90H178ZM199 91V90H198ZM205 91V92H206ZM213 91V90H212ZM4 92V91H3ZM6 92H10L9 90L8 91H6ZM5 92V93H6ZM12 92V91H11ZM66 92V91H65ZM104 92H106V91H104ZM157 92H158V90H157ZM161 92V91H160ZM173 93H174V91H172ZM180 92H182V91H180ZM205 92H203V93H205ZM235 92V91H234ZM52 93H54V92H52ZM59 93H61V92H59ZM70 93V94H71ZM88 93H90V94H92V92H88ZM149 93V92H148ZM153 93V92H152ZM163 93V92H162ZM161 93V94H162ZM166 93H168V91L166 92ZM173 93H172V95L171 96H173L171 99L173 100V98H174V96L176 95V94H174L173 95ZM176 93V92H175ZM194 94H196L195 92H193ZM225 93V92H224ZM45 94V93H44ZM70 94H68V96L70 95ZM98 94H103L102 92H100V93H98ZM104 94H106V93H104ZM103 94V95H104ZM115 94V95H114ZM147 94V93H146ZM150 94V93H149ZM157 94V93H156ZM158 94H160V93H158ZM165 94V93H164ZM200 95H201V93H199ZM208 94H209V91H208ZM227 95L228 94H230L228 91H227V93H226ZM5 95V94H4ZM9 95H10V93H9ZM73 95V94H72ZM77 95V94H76ZM80 95V94H79ZM82 95H83V93H82ZM95 95V94H94ZM97 95V94H96ZM151 95V94H150ZM187 95H189V94H187ZM197 95V97L199 96L198 94H196ZM223 95V94H222ZM227 95L225 96V99H226V97H227ZM67 96V94H66V96H62L63 98L65 97H68ZM78 96V95H77ZM76 96V97H77ZM97 96H99L100 97V95H97ZM96 96V97H97ZM102 96V95H101ZM152 96V95H151ZM205 96H207L206 95V93H205ZM205 96H204V98H205ZM230 96L231 95H229V98H230ZM5 97H7V96H5ZM57 97H58V95H57ZM69 97H71L72 98V96L70 95ZM75 97V96H74ZM103 97V96H102ZM143 97H146V95H144ZM148 97H150L149 95H148ZM156 97V96H155ZM158 97V96H157ZM160 97V96H159ZM199 97H202V96H199ZM208 97V96H207ZM211 97V96H210ZM210 97H208V98H206V99H211ZM224 97V96H223ZM8 98V97H7ZM52 98V97H51ZM153 98H154V96H153ZM167 98H169V97H161L160 98V100L162 101L161 103H162V105L164 104V103H166V102H168V101H166V99ZM233 98V97H232ZM0 99H1V97H0ZM5 99V98H4ZM47 99V98H46ZM44 100V101H50V99H48V100ZM79 98H76V100H78ZM91 99H93V98H91ZM90 99V100H91ZM101 99V98H100ZM117 99L115 98V100L117 101ZM144 99V98H143ZM148 99H150L151 100V98H148ZM159 99V98H158ZM200 99V98H199ZM202 100H203V98H201ZM221 99H222V97H221ZM8 100V99H7ZM57 100V99H56ZM56 100H54V101H56ZM66 100V99H65ZM80 100H84V99H82V97L80 98ZM89 100V101H90ZM94 100H96V98L94 99ZM105 100L106 99H104V102H103V105H104V103H109V101L111 102V100L109 99V101H106L105 102ZM153 100V99H152ZM207 101V100H205V102H206V104L207 103H209L210 104V101ZM213 100V99H212ZM223 100V103H225V100H224V98L222 99ZM49 101L47 102L48 104H49ZM61 101H62V99H61ZM67 101H68V99H67ZM75 101V100H74ZM82 101H81V103H82ZM99 101V100H98ZM103 101V100H102ZM102 101H100V103L102 102ZM114 101V100H113ZM115 101V102H116ZM139 102H136L137 104L138 103H140V100H138ZM175 101V100H174ZM196 101H198V99L196 100ZM200 101V100H199ZM234 101V100H233ZM232 101V102H233ZM2 102V101H1ZM0 102V103H1ZM66 102V101H65ZM91 102L92 103H94L93 102V100H91ZM142 102H144V101H142ZM148 103H149V101H147ZM150 102H154V100L153 101H150ZM156 102V101H155ZM171 102V101H170ZM173 102V101H172ZM204 102V101H203ZM202 102V103H203ZM218 102H219V100H218ZM228 103H230L229 101H227ZM232 102H231V104H232ZM6 103V102H5ZM9 103V102H8ZM45 103V102H44ZM73 103V105H75L74 104V102H72ZM90 103V102H89ZM113 102H111V104H112ZM144 103H146V102H144ZM200 103V102H199ZM220 103H222V101L220 102ZM57 104V103H56ZM59 104V103H58ZM83 104V103H82ZM87 104V103H86ZM96 104V103H95ZM94 104V105H95ZM110 104V105H111ZM114 104V103H113ZM135 104V102H133V105ZM168 104V103H167ZM172 104V103H171ZM227 104V103H226ZM62 105V104H61ZM69 105V104H68ZM73 105H72V107H73ZM78 105V104H77ZM129 105H131L130 103H129ZM140 105V104H139ZM143 105H145V104H143ZM149 105H150V103H149ZM214 105H216L215 103H214ZM220 105V104H219ZM6 106V105H5ZM67 106V105H66ZM106 106V105H105ZM104 106V107H105ZM114 107H116L115 105H113ZM150 106H152V105H150ZM157 106H161L160 105V103L157 105ZM165 106V105H164ZM168 106H169V104H168ZM175 106V105H174ZM2 107H4V106H2ZM7 107V106H6ZM13 107V108H14ZM50 108V110L52 109L51 108V106H49V105H47V108ZM100 107H102V106H100ZM109 107H111L112 108V106H109ZM132 107H134V106H132ZM136 107V108H137ZM143 107V106H142ZM148 107V106H147ZM162 107V106H161ZM167 107V106H166ZM166 107H164V108H166ZM215 107V106H214ZM228 107V106H227ZM229 107H230V105H229ZM232 107V106H231ZM5 108V107H4ZM12 108V107H11ZM46 108V107H45ZM57 108V107H56ZM76 108V107H75ZM81 108V107H80ZM92 108V107H91ZM96 108V107H95ZM103 108V107H102ZM102 108L100 109V110H102ZM108 108V107H107ZM106 108V109H107ZM117 108V107H116ZM135 108V107H134ZM151 108V107H150ZM149 108V109H150ZM171 108H172V105H171ZM174 108V107H173ZM216 108H217V106H216ZM219 108V107H218ZM233 108V107H232ZM2 109V108H1ZM0 109V111H2ZM68 109H69V107H68ZM72 109H74V108H72ZM82 109H84V108H82ZM118 109V108H117ZM141 109H143V108H141ZM153 109H156V110H158L156 107H152V109H150V110H147V111H153L154 113H155V111L153 110ZM159 109L161 110V108L159 107ZM179 109V108H178ZM191 109V108H190ZM231 109V108H230ZM259 109V108H258ZM4 111L3 112H5V114L2 112V115H4L3 117H4V119L5 118H8V117H5V115H6V112H7V114H8V111H6V109H3ZM52 110H54V109H52ZM61 110V109H60ZM93 110V109H92ZM114 110V109H113ZM145 110V109H144ZM226 110V109H225ZM12 111V110H11ZM18 111V110H17ZM46 111H49L48 109L46 110ZM56 111H58V110H56ZM56 111H54L55 112V114H56V117L58 116L57 114L58 113H56ZM65 111H67V110H65ZM80 111V110H79ZM94 111H96L97 112V110H94ZM104 111V110H103ZM107 111V110H106ZM183 111V110H182ZM227 111V110H226ZM233 111H237V113L239 112L240 113V109H239V111L238 110H233ZM255 111V110H254ZM259 111V110H258ZM36 112V113H37ZM84 112V111H83ZM153 112H151V114H153ZM185 112V111H184ZM199 112V111H198ZM208 112V111H207ZM215 112V111H214ZM25 114V112H21V114L20 115H22V114ZM35 112H33V114H34ZM67 113V112H66ZM82 112H80V114H81ZM86 113H88V112H86ZM86 113H84L85 115H86ZM90 113V112H89ZM88 113V114H89ZM99 113H102V112H99ZM99 113H97V114H99ZM105 113V112H104ZM112 113H113V111H112ZM132 113V114H131ZM140 113V112H139ZM182 113V112H181ZM186 113V112H185ZM200 113V112H199ZM216 113V112H215ZM228 113H229V111H228ZM233 113V112H232ZM238 113V114H239ZM256 113V112H255ZM260 112H258L257 114H259ZM18 114V113H17ZM38 114V115H39ZM141 115H142V113H140ZM146 114V113H145ZM145 114H143V115H145ZM150 114V115H151ZM183 114V113H182ZM206 114H208V113H206ZM205 114V115H206ZM237 114V115H238ZM0 115H1V113H0ZM19 115V114H18ZM17 115V116H18ZM26 115H28V114H26ZM36 115V114H35ZM34 115V116H35ZM46 115H51V114H47L46 113ZM78 116H79V114H77ZM84 115V116H85ZM90 115V114H89ZM104 115V114H103ZM102 115V116H103ZM106 115V114H105ZM116 115V116H117ZM147 115V114H146ZM186 115V114H185ZM184 115V116H185ZM187 115H190V114H187ZM203 115V114H202ZM223 115V114H222ZM224 115H225V113H224ZM228 115V114H227ZM235 115V114H234ZM236 115V116H237ZM241 115V114H240ZM10 116V115H9ZM13 116V115H12ZM12 116H11V118H8L7 120H11V121H13L12 119H14V118H12ZM32 116V115H31ZM37 116V115H36ZM54 116V115H53ZM94 117H95V115H93ZM112 116V115H111ZM152 116H154V115H152ZM151 116V117H152ZM197 116V115H196ZM242 116V115H241ZM257 116V115H256ZM1 117V116H0ZM39 117H41V116H39ZM52 117V116H51ZM60 117V116H59ZM83 117V116H82ZM81 117V118H82ZM87 117V116H86ZM97 117V116H96ZM113 117V116H112ZM170 117V118H169ZM199 117V116H198ZM203 117H205V116H203ZM223 117V116H222ZM228 117V116H227ZM263 117V116H262ZM18 118H21L22 119V116H20V117H18ZM42 118H45V117H42ZM61 118H62V116H61ZM64 118V117H63ZM73 118H74V116H73ZM85 118V117H84ZM83 118V119H84ZM103 118V117H102ZM113 118H115V117H113ZM149 118V117H148ZM215 118H216V116H215ZM214 118V119H215ZM221 118V117H220ZM1 119V118H0ZM4 119H2V120H4ZM27 119V118H26ZM26 119H22V120H26ZM36 119V118H35ZM46 119V118H45ZM51 119V118H50ZM58 119V118H57ZM69 119H70V116H69ZM88 119V118H87ZM100 119V118H99ZM106 119V118H105ZM109 119H112L111 117L109 118ZM118 119V118H117ZM120 119V118H119ZM150 119H153V118H150ZM181 119L183 120L184 118H182L181 117ZM201 119V118H200ZM204 119V118H203ZM206 119V118H205ZM29 120H31V119H29ZM29 120H27V121H29ZM38 120V119H37ZM38 120V121H39ZM44 120V119H43ZM49 119H47V121H48ZM62 120V119H61ZM64 120V123H65V118L63 119ZM77 120V119H76ZM81 120V119H80ZM97 120H98V118H97ZM101 120H103V119H101ZM156 120V119H155ZM161 120H163V119H161ZM199 120V119H198ZM208 120V119H207ZM211 120V119H210ZM227 120H228V118H227ZM238 120V119H237ZM240 120V119H239ZM241 120H242V117H241ZM240 120V121H241ZM259 120H261V118H259ZM263 120V119H262ZM66 121H67V118H66ZM79 121V120H78ZM104 121V120H103ZM116 121H119V120H116ZM115 121V124L117 123H119V122H116ZM121 121V120H120ZM158 121H159V119H158ZM200 121V120H199ZM202 121V120H201ZM235 121V120H234ZM264 121V120H263ZM3 122V121H2ZM23 122V121H22ZM26 122V121H25ZM31 122H33L32 120H31ZM44 122H46V121H44ZM54 122H57L56 120H53V122H49V125H50V123L52 124V123H54ZM96 122V121H95ZM108 122H110V121H108ZM220 122V121H219ZM222 122V121H221ZM230 122V121H229ZM232 122V123H231ZM230 123H231V125L232 124H234L235 125V123H233V121H231ZM239 122V121H238ZM238 122H236V123H238ZM247 122V121H246ZM9 123L10 124H13L12 122H8V125H9ZM62 123V122H61ZM81 123V122H80ZM86 123V122H85ZM91 123H94V122H91ZM96 123H98V122H96ZM111 123H113V122H111ZM186 124H187V122H185ZM212 123V122H211ZM243 123V122H242ZM242 123H240V124H242ZM66 124H69L68 122L66 123ZM100 124V123H99ZM99 124H97V125H94V126H98ZM105 124V123H104ZM217 124V123H216ZM224 124V122L223 123H221V125H223ZM264 124V123H263ZM100 125H102V124H100ZM215 125V124H214ZM227 125H228V122H227ZM245 125V124H244ZM255 125V124H254ZM259 125H261V124H258L257 126H259ZM22 126V125H21ZM85 126H86V124H85ZM88 127H90L89 125H87ZM93 126V125H92ZM187 126V125H186ZM211 126H213V125H211ZM239 126V124L238 125H236V127H238ZM5 127V126H4ZM11 127V126H10ZM25 127V126H24ZM47 127H48V125H47ZM202 127V126H201ZM208 127V126H207ZM210 127V126H209ZM221 127V126H220ZM228 127H231L230 125L228 126ZM233 127V126H232ZM235 127V128H236ZM1 128V127H0ZM9 128V127H8ZM26 128V127H25ZM36 129H37V127H35ZM95 128H97V127H95ZM197 128H199V127H197ZM227 128V127H226ZM226 128H224V129H226ZM234 128V129H235ZM243 128V127H242ZM242 128H240V129H242ZM257 128H260V127H257ZM2 129H3V126H2ZM5 129H6V131L8 130V131H10V129H7L6 127H5ZM31 129V128H30ZM36 129H33V131H36ZM69 129V128H68ZM92 129V128H91ZM184 129V128H183ZM187 129V128H186ZM223 129V128H222ZM228 129V128H227ZM260 129H262V128H260ZM196 130H198V129H196ZM200 130H201V132H202V135H204V131H202L203 129H201L200 128ZM208 130V129H207ZM210 130H212V129H210ZM220 130V129H219ZM232 130V129H231ZM258 130V129H257ZM0 131H2V130H0ZM3 131H4V129H3ZM2 131V132H3ZM40 131H37L38 133L40 132ZM234 131V130H233ZM32 132V131H31ZM31 132H29V133H31ZM173 132H175V131H173ZM200 132V131H199ZM216 132V131H215ZM218 132V131H217ZM243 132V131H242ZM254 132H255V130H254ZM4 133V132H3ZM168 133V132H167ZM177 134H179L178 132H176ZM183 133H185V132H183ZM191 133V132H190ZM219 133H221V131H219ZM257 133H259V132H257ZM32 134H34V133H32ZM82 134V133H81ZM168 134H170V132L168 133ZM171 134H173V133H171ZM176 134V137L177 136H179V135H177ZM198 134V133H197ZM174 135V134H173ZM199 135H201V134H199ZM222 135H224V134H222ZM238 135V134H237ZM42 136V135H41ZM80 136V135H79ZM190 136V135H189ZM217 136H219V135H217ZM221 136V135H220ZM219 136V137H220ZM229 136H231V135H229ZM73 137V136H72ZM171 137H173V136H171ZM170 137V138H171ZM176 137H173L174 139H176ZM202 137V136H201ZM260 137V136H259ZM180 138H183V137H180ZM198 138H199V136H198ZM203 138V137H202ZM211 138V137H210ZM214 138V137H213ZM260 138H262V137H260ZM40 139V138H39ZM177 139H178V137H177ZM192 139V137H188L185 141H182L179 145H182V149L183 150H187L191 145H193L194 144V142H193V140H191ZM195 139H196V137H195ZM207 140V139H206ZM218 140H220V139H218ZM180 141V140H179ZM178 141V142H179ZM41 142V141H40ZM192 142H193V144H192ZM199 142V141H198ZM210 142V141H209ZM215 142V141H214ZM172 144H174V142H171ZM205 143H208L207 141L205 142ZM220 143V142H219ZM256 144H257V142H255ZM41 144H42V142H41ZM196 144V143H195ZM210 144V143H209ZM212 144H213V142H212ZM37 145V144H36ZM43 145V144H42ZM177 145V144H176ZM178 145V146H179ZM198 145V144H197ZM200 145V144H199ZM243 145V144H242ZM262 145V144H261ZM167 146V147H166ZM208 146V145H207ZM181 147V146H180ZM191 147H193V146H191ZM203 147V146H202ZM208 147H210V145L208 146ZM231 147V146H230ZM261 147H263V145L261 146ZM35 148V147H34ZM173 148V150H174V148H175V146L174 147H172ZM38 149V148H37ZM180 149V148H179ZM236 149V148H235ZM47 150V149H46ZM49 150V149H48ZM54 150V149H53ZM53 150H51V151H53ZM145 150H147L148 152L147 153H145L146 151ZM167 150V149H166ZM172 150V149H171ZM170 150V151H171ZM172 150V151H173ZM178 150V149H177ZM176 150V151H177ZM211 149H209L208 151H210ZM221 150H222V148H221ZM232 150V149H231ZM36 151V150H35ZM55 151V150H54ZM61 151V150H60ZM181 151V150H180ZM188 151V150H187ZM187 151H185V153H187ZM262 151H264V149L262 150ZM26 152V151H25ZM32 152V151H31ZM30 152V153H31ZM46 152V151H45ZM59 152V151H58ZM163 152V154H165L164 156H162V153ZM174 152V151H173ZM203 152V151H202ZM233 152V151H232ZM237 152H239V151H237ZM34 153V152H33ZM52 153V152H51ZM56 154H57V151L55 152ZM168 153H170L171 154V152H168ZM184 154V152L182 151L181 152V154ZM200 153V152H199ZM43 154V153H42ZM60 154V153H59ZM202 154V153H201ZM205 154V153H204ZM221 154V153H220ZM234 154V153H233ZM33 155V154H32ZM84 155V154H83ZM189 155V154H188ZM200 155V154H199ZM224 155V154H223ZM42 156V155H41ZM179 156V155H178ZM189 156H191V155H189ZM202 156V155H201ZM211 156V155H210ZM20 157V156H19ZM33 157V156H32ZM43 157V156H42ZM75 157V156H74ZM78 157H80V156H78ZM206 157H208V156H206ZM205 156H204V158H205V160L207 159ZM219 157V156H218ZM46 158V157H45ZM44 158V159H45ZM50 158H51V156H50ZM53 158H55V157H53ZM62 158V157H61ZM173 158V157H172ZM184 158V157H183ZM194 158V157H193ZM215 157H213V159H214ZM8 159V158H7ZM24 159H25V157H24ZM35 159V158H34ZM182 159V158H181ZM196 159H197V157H196ZM201 159V158H200ZM199 159V160H200ZM56 160V159H55ZM78 160V159H77ZM198 160V159H197ZM209 160H211V159H209ZM235 160V159H234ZM11 161V160H10ZM53 161V160H52ZM169 161V160H168ZM201 161V160H200ZM212 161V160H211ZM156 162H157V164H156ZM166 162V161H165ZM204 162V161H203ZM202 161L201 162H199L200 163V165H204V164H201V163H203ZM9 163V162H8ZM56 163V162H55ZM59 163V162H58ZM169 163H170V161H169ZM197 163H198V161H197ZM2 164V163H1ZM4 164H6V163H4ZM18 164V163H17ZM44 164V163H43ZM62 164V163H61ZM60 164V165H61ZM64 164V163H63ZM160 164V163H159ZM37 165H39V163H37ZM170 165H173V164H170ZM225 165V164H224ZM63 166V165H62ZM73 166H75V165H73ZM73 166H72V168H73ZM99 166V165H98ZM150 166V165H149ZM161 166V165H160ZM174 166V165H173ZM179 166V165H178ZM216 166V165H215ZM24 167V166H23ZM22 167V168H23ZM43 167H45V166H43ZM65 167V166H64ZM146 167V166H145ZM158 167V166H157ZM170 167V166H169ZM176 167V166H175ZM175 167H171V168H175ZM225 167H227V166H225ZM224 167V168H225ZM240 167V166H239ZM238 167V169H240ZM6 168V167H5ZM28 168V167H27ZM27 168H25V169H27ZM31 168H33V167H31ZM35 168V167H34ZM45 168H47V167H45ZM67 168V167H66ZM93 168V167H92ZM92 168H91V170H92ZM98 167H96V169H97ZM149 168V167H148ZM165 168H167L166 166H165ZM170 168V169H171ZM223 168V169H224ZM24 169V170H25ZM40 169H42L41 168V166H40ZM102 169V168H101ZM108 169H106V170H108ZM169 169V168H168ZM167 169V170H168ZM20 170V169H19ZM19 170H17V171H19ZM23 170V172H24V174H25V171ZM33 170H35V169H33ZM33 170H30L31 172L33 171ZM43 170H45V169H43ZM42 170V171H43ZM47 170H48V168H47ZM90 170V171H91ZM98 170V169H97ZM149 170V169H148ZM156 170V169H155ZM164 170V169H163ZM218 170H220V169H218ZM222 170V169H221ZM41 171V170H40ZM46 171V170H45ZM68 171V170H67ZM66 171V172H67ZM82 171V170H81ZM84 171V170H83ZM87 171V170H86ZM95 171V170H94ZM134 171V172H133ZM145 171V170H144ZM161 171V170H160ZM160 171H159V173H160ZM166 171V170H165ZM169 171V170H168ZM224 172V174H225V170H223ZM238 171H240V170H238ZM36 172V171H35ZM47 172V171H46ZM51 172H53V171H51ZM80 172V171H79ZM89 172V171H88ZM103 172H105V171H103ZM146 172V171H145ZM145 172H143L144 174H146ZM155 172V171H154ZM157 172V171H156ZM155 172V173H156ZM218 172H220V171H218ZM217 172V173H218ZM235 172V171H234ZM40 173H42V172H40ZM60 173H62V172H60ZM68 173V172H67ZM70 173H72V172H70ZM94 173V172H93ZM107 173V172H106ZM111 173V176L113 175ZM150 173V172H149ZM158 173V172H157ZM162 173H164V172H162ZM216 173V172H215ZM231 173V172H230ZM73 174V173H72ZM77 174V173H76ZM75 174V175H76ZM86 174V173H85ZM165 174V173H164ZM6 175H8V174H6ZM18 175H19V173H18ZM21 175V174H20ZM23 175V174H22ZM26 175V174H25ZM25 175H23V177L25 178V177H28L27 175L25 176ZM30 175H32V174H30ZM42 175H44V174H42ZM45 175H47V177L49 176L48 174H46L45 173ZM51 175H52V173H51ZM64 175V174H63ZM66 175V174H65ZM106 175H108V174H106ZM157 176H158V174H156ZM161 175V174H160ZM226 175V174H225ZM15 176V175H14ZM32 176H34L33 178L36 180L37 178H35V177H41L40 179H43L42 178V176H39V174L38 173H35L34 175H32ZM85 176V175H84ZM96 176V175H95ZM98 176V175H97ZM101 176V175H100ZM105 176V175H104ZM163 176H166V178L168 177L169 178V176H167V175H163ZM159 177V179H163L164 177ZM219 176H221L222 177V175H219ZM218 176V177H219ZM18 177V176H17ZM30 177V176H29ZM86 177V176H85ZM109 177V176H108ZM107 177V178H108ZM145 177V176H144ZM154 177H156V176H154ZM220 177V178H221ZM19 178H22V177H20L19 176ZM33 178H26L25 180H27V182H26V184L27 183H29V185L30 184H32L33 182H34V179ZM46 178V177H45ZM61 178H63V177H61ZM91 178H93V177H91ZM91 178H89L90 179V181H91ZM109 178H111V177H109ZM146 178H150V177H146ZM146 178H145V180H146ZM153 178V177H152ZM158 178V177H157ZM156 178V179H157ZM23 179V178H22ZM31 179V180H30ZM58 179V178H57ZM94 179V178H93ZM100 179H102L101 177H100ZM104 179H106V178H104L103 177V179L101 180V181H103ZM224 179V178H223ZM21 180V179H20ZM55 180V179H54ZM95 180V179H94ZM148 180H151V179H148ZM167 180H170V179H167ZM166 180V181H167ZM175 180V179H174ZM186 180V179H185ZM192 180V179H191ZM51 181V180H50ZM49 181V182H50ZM131 181V180H130ZM147 181V180H146ZM154 181V180H153ZM157 181V180H156ZM156 181H155V183H156ZM170 181H172V180H170ZM170 181H169V183H170ZM193 181V180H192ZM17 182H19V180H17ZM40 183H41V180L39 181ZM38 182V183H39ZM44 182V181H43ZM46 183H47V181H45ZM83 182V181H82ZM81 182V183H82ZM107 182V181H106ZM129 182V181H128ZM134 181H132V183H133ZM137 182H139V180L137 181ZM136 182V183H137ZM148 182V181H147ZM159 182V181H158ZM161 183H159L160 185L162 184V181H160ZM20 183V182H19ZM24 183V182H23ZM38 183H36V184H38ZM53 183H55V181L53 182ZM89 183V182H88ZM91 183V182H90ZM101 183V182H100ZM102 183H105V182H102ZM102 183H101V185H102ZM126 183V184H125ZM148 183H150L151 185L150 186H152L153 184H152V182H148ZM154 183V182H153ZM26 184H24V186H22V187H25V188H27V186L28 185H26ZM49 184V183H48ZM79 184H80V182H79ZM139 184H141V183H139ZM164 184H166V182H164ZM167 184H168V182H167ZM20 186H21V184H19ZM23 185V184H22ZM52 185V184H51ZM55 185V184H54ZM83 185L84 186H86L85 184H83L82 183V187H83ZM89 185H92V184H89ZM94 185H96V184H94ZM125 185V186H124ZM141 185H143V183L141 184ZM155 185H158L157 183L155 184ZM154 185V186H155ZM178 184H176V186H177ZM191 185V184H190ZM18 185H15V186H13L14 187V189L15 188H18L17 187ZM140 186V185H139ZM148 186V185H147ZM153 186V187H154ZM162 186H164V185H161V191H163L162 189L164 188H162ZM170 186V185H169ZM171 186H172V184H171ZM170 186V187H171ZM35 187V189H34V191L35 192H37L38 193V195L41 193V191H42V188L43 187H45V186H43V187H40V186H34ZM47 188H49V185L48 186H46ZM46 187L44 188V190L46 189ZM64 187V186H63ZM81 187V186H80ZM95 187V186H94ZM99 187V186H98ZM127 187V186H126ZM125 187V188H126ZM131 187V186H130ZM160 187V186H159ZM158 187V188H159ZM20 188V187H19ZM41 188V189H40ZM52 188H55V186L53 187L52 186ZM85 187H83V190H85L84 189ZM136 188V187H135ZM137 188H139V187H137ZM6 189V188H5ZM4 189V190H5ZM8 189V188H7ZM37 189V190H36ZM50 189V191L52 190L51 188H49ZM114 189H113V191H114ZM127 190H124L123 189V191H128V187L126 188ZM133 189V188H132ZM131 189V190H132ZM144 189V188H143ZM154 189V188H153ZM169 189H171V188H169ZM3 190V191H4ZM20 190H22V189H19V190H17V191H20ZM60 190H61V187H60ZM63 190H65V188L63 189ZM77 190H80V189H77ZM82 190V189H81ZM80 190V191H81ZM86 190H87V188H86ZM90 190V189H89ZM98 190L100 191V188H98ZM97 190V191H98ZM102 190H104V189H102ZM108 190V191H109ZM134 190V189H133ZM132 190V191H133ZM141 190V188L140 189H138V192ZM160 190V189H159ZM167 190V189H166ZM6 191H8V190H6ZM6 191H4V192H6ZM15 191V190H14ZM24 192H26V190H23ZM27 191H28V189H27ZM71 191V190H70ZM93 191V190H92ZM111 191V190H110ZM170 191V190H169ZM31 192H33L32 190H31ZM66 192V191H65ZM68 192V191H67ZM96 192V191H95ZM119 192V191H118ZM131 192V191H130ZM134 192H136V189H135V191ZM146 192V191H145ZM171 192H172V190H171ZM176 192V191H175ZM77 193V192H76ZM80 193H82V192H79V194ZM84 193H86V192H84ZM101 193H103V192H101ZM125 193V192H124ZM1 195H3L2 194V192L0 193ZM4 194H7V193H4ZM21 194V193H20ZM23 194H27V193H23ZM33 194H35V193H32L31 194V196H29V195H26V196H29L31 199H33V197H36V198H38L37 196H34ZM49 194H51V193H49ZM68 194V193H67ZM94 195H95V193H93ZM92 194V195H93ZM111 194V193H110ZM118 193L116 192V194L115 193H113V194H111V196L112 195H114V196H118L117 195ZM136 194V193H135ZM9 195V194H8ZM32 195H33V197H32ZM97 195V194H96ZM101 195H105V193L104 194H101ZM122 195V194H121ZM131 195H132V193H131ZM144 195V194H143ZM6 196V195H5ZM13 195H11V197H12ZM15 196V195H14ZM17 196V195H16ZM20 196H22V194L20 195ZM24 196V195H23ZM42 196V195H41ZM54 196V195H53ZM61 196V195H60ZM65 196V195H64ZM72 196V195H71ZM80 196H83V197H85V198H87L86 197V194L85 195H80ZM79 196V197H80ZM148 196V195H147ZM178 196V195H177ZM40 197V196H39ZM46 197V196H45ZM45 197H42V198H45ZM59 197V196H58ZM110 197V196H109ZM121 197H123V196H121ZM1 198V197H0ZM14 198V197H13ZM21 199H23V197H20ZM85 198H83V199H85ZM99 198H100V195H99ZM6 199H9V197L8 198H6ZM17 199V198H16ZM29 199V198H28ZM35 199V198H34ZM39 199V198H38ZM38 199H36V200H38ZM64 199V198H63ZM1 200V199H0ZM90 200V199H89ZM95 200H97V199H95ZM101 199H99V201H100ZM111 200V199H110ZM112 200H113V198H112ZM117 200V199H116ZM1 201H4V200H1ZM0 201V202H1ZM12 201V200H11ZM17 201V200H16ZM15 201V202H16ZM23 201H26V200H23ZM77 201V200H76ZM102 201V200H101ZM119 201V200H118ZM46 202V201H45ZM103 202H105V201H103ZM111 202V201H110ZM132 203H134L135 204V202H133V201H131ZM2 203V202H1ZM11 203H13L14 204V201H12ZM17 203V202H16ZM28 203H31L30 201L28 202ZM27 203V204H28ZM60 203V202H59ZM99 203H102V202H99ZM191 203V202H190ZM189 203V204H190ZM22 204H24V203H22ZM32 205L33 204H38L37 202L35 203H31ZM29 205V206H31V209H32V205ZM54 204V203H53ZM82 204V203H81ZM104 204V203H103ZM28 205H23V206H28ZM45 205V204H44ZM56 205H57V203H56ZM84 205V204H83ZM108 205V204H107ZM110 205H112L111 203H110ZM116 205H118V204H116ZM150 205H152V204H150ZM155 205V204H154ZM1 206V205H0ZM14 206H15V204H14ZM17 206V205H16ZM52 206V205H51ZM61 206V205H60ZM102 206V205H101ZM148 206V205H147ZM192 206H194L195 207V205H192ZM6 207H8V206H6ZM9 207L11 208V205H9ZM56 207V206H55ZM78 207V206H77ZM89 207V206H88ZM19 208V209H18ZM18 208H13V211H15L16 209H18L17 211L19 212L20 210L22 211V209H26L25 211L27 212L28 210H27V208L28 207H22V206H20L19 205V207ZM34 208V207H33ZM98 208L99 207H97V210H98ZM150 208V207H149ZM154 208H155V206H154ZM12 209V208H11ZM15 209V210H14ZM36 209V208H35ZM34 209V210H35ZM68 209V208H67ZM153 209V208H152ZM12 211V212H13ZM32 211H33V209H32ZM53 211V210H52ZM15 213V212H14ZM32 213V212H31ZM20 214H28V213H23V212H21ZM30 214V213H29ZM257 215V214H256ZM264 215V214H263ZM263 215H261V217L263 218ZM16 216V215H15ZM29 216V215H28ZM255 216V215H254ZM23 217V216H22ZM27 217V216H26ZM260 216H258V218H259ZM260 217V218H261ZM4 218V217H3ZM17 218V217H16ZM258 218H256L257 220H258ZM1 219H2V217H1ZM18 219V218H17ZM17 219H15L17 222L18 221H20L21 222V220H17ZM25 219V218H24ZM24 219H22V220H24ZM242 219H244V218H242ZM139 220V219H138ZM137 220V221H138ZM245 220V219H244ZM247 220V219H246ZM250 220V219H249ZM254 220H255V218H254ZM16 221L15 222H12V223H14L13 225H15V223H16ZM140 221V220H139ZM151 221V220H150ZM25 222V221H24ZM247 222V221H246ZM243 223V222H242ZM16 225H17V223H16ZM15 225V226H16ZM246 225V224H245ZM18 226V225H17ZM29 226H31V225H29ZM32 227H34V225H32ZM31 227V228H32ZM19 228V227H18ZM26 228V227H25ZM25 228H24V233H26V230H25ZM30 228V230H32ZM40 230V229H39ZM23 231H21V232H23ZM29 231V230H28ZM12 232H15V230L14 231H12ZM10 233H11V230H10ZM17 235V234H16ZM40 235V234H39ZM12 236V235H11ZM36 236V235H35ZM37 236H38V234H37ZM15 237V236H14ZM9 238V237H8ZM4 239V238H3ZM11 239H15V238H11ZM21 239V238H20ZM0 240H2V239H0ZM8 240V239H7ZM17 240H18V238H17ZM22 240V239H21ZM10 241V240H9ZM31 241H32V239H31ZM34 241V240H33ZM32 241V242H33ZM6 242H8V241H6ZM10 242H13V241H10ZM22 246L24 245L23 244V240H22V242H20V241H18ZM17 243V242H16ZM8 244V243H7ZM10 245V244H9ZM13 245V244H12ZM20 245V246H21ZM16 246H19V245H16ZM19 246V247H20ZM26 246H27V244H26ZM12 248H17V247H12ZM19 251H22V250H19ZM27 252V251H26Z\"/></svg>",
  "mask_w": 264,
  "mask_h": 264
}]
</instances>
